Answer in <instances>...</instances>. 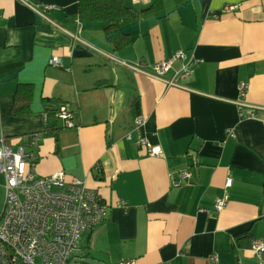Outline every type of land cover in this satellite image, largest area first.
<instances>
[{
	"label": "crops",
	"instance_id": "obj_1",
	"mask_svg": "<svg viewBox=\"0 0 264 264\" xmlns=\"http://www.w3.org/2000/svg\"><path fill=\"white\" fill-rule=\"evenodd\" d=\"M126 4L151 14L118 20L132 44L116 50L105 23L79 18V0H0V127L7 142L37 158L36 175L63 171L107 204L106 220L83 235L81 258L264 264L251 249L264 243V0ZM229 5L239 8L227 12ZM179 51L202 62L169 86L184 61L163 76L154 66ZM23 84L34 86L32 114L18 117L13 108ZM46 100L54 112L47 123ZM60 104L74 127L56 115ZM138 117L144 124L136 131ZM139 138L163 154L149 156ZM1 189L4 200L2 175ZM224 197L218 212L215 202Z\"/></svg>",
	"mask_w": 264,
	"mask_h": 264
},
{
	"label": "built area",
	"instance_id": "obj_2",
	"mask_svg": "<svg viewBox=\"0 0 264 264\" xmlns=\"http://www.w3.org/2000/svg\"><path fill=\"white\" fill-rule=\"evenodd\" d=\"M150 0H132L135 4H145ZM46 6L45 9H53ZM238 5L224 8L235 12ZM176 61H184L174 77L167 81L169 86H178V80L188 78L192 67L199 66L202 60L193 56L187 59L184 51L176 52L169 60L160 61L154 66V74L163 76ZM52 66H59L58 57L51 59ZM247 84L239 85L240 96L247 94ZM57 116L65 120L69 128L74 127L72 115L67 105L60 104ZM47 123L48 115H43ZM248 118H255L252 112ZM144 124L142 117L135 121V130ZM233 136L232 132H230ZM128 138H131L129 134ZM137 146L147 150L152 157L161 156L162 148L152 145L145 138L136 141ZM33 145H38L37 139ZM37 158L26 150L13 145L0 127V175L4 178V204L0 214V264H86L80 257V243L85 232L103 223L108 215V206L97 190L90 188L80 179L67 180L61 171L50 176L40 177L35 173ZM188 171L180 172V178L189 180ZM228 179L226 186L230 187ZM174 185H179L174 182ZM227 197L216 200V211L227 205ZM251 249L260 257L264 255V243L254 242ZM119 264H133L126 260Z\"/></svg>",
	"mask_w": 264,
	"mask_h": 264
},
{
	"label": "trees",
	"instance_id": "obj_3",
	"mask_svg": "<svg viewBox=\"0 0 264 264\" xmlns=\"http://www.w3.org/2000/svg\"><path fill=\"white\" fill-rule=\"evenodd\" d=\"M78 16L81 20L91 23H105V38L112 44L116 50H122L129 47L132 42L128 35H125L119 29L117 22L120 19L138 16L146 17L150 15V10L137 15L133 8L126 4V0H79ZM34 95V86L31 84L20 85L15 95V105L13 113L18 117H27L31 115V103ZM45 103L47 115L54 114L46 100Z\"/></svg>",
	"mask_w": 264,
	"mask_h": 264
},
{
	"label": "water",
	"instance_id": "obj_4",
	"mask_svg": "<svg viewBox=\"0 0 264 264\" xmlns=\"http://www.w3.org/2000/svg\"><path fill=\"white\" fill-rule=\"evenodd\" d=\"M76 261H80V262H83L86 264H105V263H102V262L97 261V260L92 259V258H82V259H78Z\"/></svg>",
	"mask_w": 264,
	"mask_h": 264
},
{
	"label": "rangeland",
	"instance_id": "obj_5",
	"mask_svg": "<svg viewBox=\"0 0 264 264\" xmlns=\"http://www.w3.org/2000/svg\"><path fill=\"white\" fill-rule=\"evenodd\" d=\"M126 1H127V3L130 2V0H126ZM0 195H2V189L0 190ZM3 202H4V200H3V199H0V214H1L2 209H3ZM87 232H88V231H87ZM84 234H86V232H85ZM80 245H81V244H80Z\"/></svg>",
	"mask_w": 264,
	"mask_h": 264
},
{
	"label": "bare ground",
	"instance_id": "obj_6",
	"mask_svg": "<svg viewBox=\"0 0 264 264\" xmlns=\"http://www.w3.org/2000/svg\"><path fill=\"white\" fill-rule=\"evenodd\" d=\"M59 106H60V105H58V107H59ZM58 107H57V109H58ZM57 109H56V112H55V113H56V115H57ZM44 114H45V113H44ZM46 114H47V113H46Z\"/></svg>",
	"mask_w": 264,
	"mask_h": 264
}]
</instances>
